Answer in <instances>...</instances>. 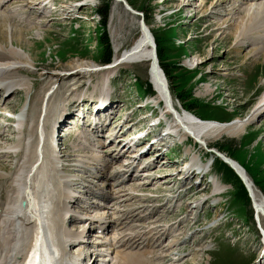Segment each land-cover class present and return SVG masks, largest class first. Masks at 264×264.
<instances>
[{"label":"rangeland","instance_id":"374dc122","mask_svg":"<svg viewBox=\"0 0 264 264\" xmlns=\"http://www.w3.org/2000/svg\"><path fill=\"white\" fill-rule=\"evenodd\" d=\"M125 1L143 16L159 45V59L168 73L173 106H182L204 121L227 125L238 119L245 125L242 133L237 137L209 136L207 146L211 149L195 147L191 140L180 135L175 145L169 147L167 157L161 156L159 163L148 165L149 169L134 168L128 174H124L126 170L120 161L108 162L116 154L111 152L114 144L106 143L99 148L83 146L78 141L80 135L75 133L61 138L62 157L53 158L49 142L55 128H51V123L57 121L54 115L59 111H49L50 106L57 104L61 108L59 105L78 97L99 100L95 87L102 81L106 66H111L115 57L138 38L139 18L127 14L113 0H6L0 4V17L8 20L7 36L15 30L24 33L21 50L31 54L34 66L16 64L15 70H0V83L9 84L8 89H12L4 103L0 98V112H13L15 118L24 115V120L18 122L0 114V186L5 177L12 176L19 155L33 150L30 145L35 137L28 134L32 127L30 116L36 112L34 122H38L40 109H35L34 101L39 89H43L38 126L43 138L42 159H38L32 175L42 172L46 168L43 166L50 162L56 167V171L49 172H53L55 188L47 198H55L56 206L62 198L68 202L72 198L68 208L71 202L76 204L69 214H78V209L83 210L92 199L93 208L86 214L95 219L105 218L107 226L116 224L112 233L98 239L104 244L93 252V258L104 260V264H123L121 259L134 262L137 256L142 257L143 264H264L260 251L264 222L259 224L257 220L254 199L249 198L244 184L232 170L214 158V154L205 153L215 149L236 160L258 195L264 197V107L259 108L258 117L245 123V119L258 113L257 100L264 92V62L260 59L264 23L242 39L230 34L235 25L233 15L240 16L248 8L256 11L264 6V0ZM200 1L206 3L202 10L195 7ZM234 5L233 13L229 14ZM105 8L108 18L103 28L97 11ZM223 21L226 23L220 28ZM103 33L111 46V59L106 65L102 63ZM237 42L240 48L231 51ZM26 43L29 48L31 44V50ZM16 44L11 45L8 38L4 46L8 51L24 54ZM192 56H197V61L187 62ZM81 63L86 68L66 71ZM19 67H25V71L15 73ZM114 70L105 79L107 94L116 101L109 127L116 130L109 136H120L118 139L123 141L125 134L139 131L138 136H143L149 132L142 128L143 124L149 123L146 119L150 116L149 109H155L157 101L155 95L147 92L151 88L146 66L119 65ZM52 74H58L59 80L53 79ZM0 94L5 95V90ZM137 105L146 107L136 108ZM155 112L164 119V111ZM162 122L168 124L165 119ZM184 157L193 158L198 164L201 160L210 178L194 186L198 180L184 176L186 183L182 187L178 181L181 174L175 176L177 170L174 174L170 170ZM214 179L221 189L219 197H213L214 185L209 181ZM195 192L199 194L194 195ZM76 195L80 196L78 200ZM85 226L66 223L62 227L71 234L86 231ZM81 249L69 248L67 253L77 255ZM63 251L58 250V255Z\"/></svg>","mask_w":264,"mask_h":264},{"label":"bare ground","instance_id":"6f19581e","mask_svg":"<svg viewBox=\"0 0 264 264\" xmlns=\"http://www.w3.org/2000/svg\"><path fill=\"white\" fill-rule=\"evenodd\" d=\"M5 1L6 0H0V4L4 3ZM113 1L114 3L120 5V3H118L116 0H113ZM232 2L235 3L239 1L233 0ZM212 4L213 2H211L210 7ZM205 5L206 3H204L203 1H200L198 5L195 7H197L198 9L200 8V10H202V8H204ZM233 7L234 8L229 7L230 8L228 10L230 12L229 14L233 13V11L231 13V10L235 9V5ZM131 9L134 10L133 8ZM124 11L127 14L133 16L126 9H124ZM260 16L263 18H260ZM233 19L235 20V25H234V31L230 33L231 36L232 37L236 36L237 38L240 36L241 39L245 38L246 36H248L250 32L255 31L261 25V23L262 24L264 23V6L259 8L256 11L253 10L252 12L250 11V8H248L244 10L243 14H241L240 16L235 17V14H234ZM225 23H226L225 21L220 23V28L224 27ZM8 25H9L8 20L6 18L0 17V49H1L0 50V70H3L5 68H10L12 70H15V67H13V65H16V64L18 65L22 64L21 66L26 67V64L28 63L34 66L33 65L34 60L31 54L29 52H26L27 53L26 54L24 52L25 50L24 51L21 50V46H23L22 38H24L23 36L24 33L21 30L19 31L15 30L11 32L9 36H7L6 30H7ZM136 26L139 32L138 38L129 46V48L124 50L120 55L116 56L115 59L113 60L114 63L111 64V66L110 65L106 66L107 70L104 73H102L101 78L103 79L102 81L99 82L97 87H95L96 90L98 91V98L106 96L102 98L103 100L107 97L109 98L111 97V95H108L109 93L107 94L108 86H107V83H105V79L107 80L108 76L111 73H113V71H115L114 69H116L117 66L123 65L124 67H130L132 65L138 64V65L146 66L147 74L150 80L148 82L151 84V87L158 92L157 94L159 96H162V97L165 96L164 89H163L164 86L162 84L166 83V87H167V90H168V93L171 99L170 100L171 108H170L169 103L167 102V104L165 105L166 106L165 109L168 110L167 112H172L170 110L171 109L176 110V108L173 106V103H172L173 100L171 98V92L169 91L168 82L166 80V77L163 74V71L161 70L158 64L157 55H156L157 66H155L156 72H154V70L151 69L152 66H151V59H150L153 51H151V47L147 46L148 41L146 40V37L143 34V32L140 30L141 26H139V21H136ZM144 28L148 30V37L154 40L153 36L150 33L149 28L146 26L145 23H144ZM8 38L10 40V44L15 45L17 43L16 45L19 46L18 49L23 51L24 54H18L13 51H8V47L4 46L5 43L6 44L8 43ZM236 44L238 45H235L231 49V51L233 50V52H236L239 45H241L239 42H237ZM28 46H29V43H26V48L31 50L32 49L31 44H30V48ZM260 51L262 52L260 59L263 60L264 62V47ZM197 58H198L197 56H192L191 59H189L187 62L195 63L197 61ZM260 63H258V65H260ZM79 66L71 67V68L69 67L70 69L67 68L66 71L72 72V71H75V68L78 69L79 71L81 68H86L85 66H83L82 63ZM25 67L16 68L15 73L20 72V71H25L24 69ZM52 76H53V79L59 80L58 74H52ZM164 79H165V82H164ZM8 88H9V84L0 85V90L1 91L5 90V95L2 94L0 96V98L3 99V103H4V99L6 98L5 97L6 94L8 95L12 94V89H8ZM39 91L40 92L36 95V98L34 101L36 110L40 109L43 103L44 97L40 96V94L45 93L43 92V89H39ZM157 94L154 93L153 95H155L158 98ZM81 99L82 97L81 98L78 97L75 100H72L71 102L80 101ZM91 100H92L93 105L96 104V102H99V100H97L96 97H93V98L91 97ZM66 103H70V101H66L65 103H63V105H59L61 106V108L60 107L58 108L57 104L50 106L49 111H59L58 113L54 115V118H57V121L51 123L52 129L60 125V122L58 124V121L59 119L63 118L64 114L73 113V112H67L64 106L66 105ZM257 103H258V106L256 108L257 109L256 111H258V113H253L249 118L245 119V123L253 119L254 117H258L260 109L264 107V92L258 98ZM112 105L111 103L108 105V108L110 110H112V108L114 107ZM180 107H181V111L174 113L175 116L173 117L174 120H173L172 127L179 126L180 124L183 125L188 131L193 132V135H195L196 140L199 139L204 143L203 146H205L206 149L210 148L207 146L209 136L219 137L222 134L224 135L227 134L229 136L237 137L242 133V130L245 127L243 123L238 122V119L235 120V122L227 124V125L221 124L218 122L200 120L197 116L192 114V112L184 110L182 106ZM61 111L63 112L60 114ZM39 116H40V110H39ZM36 118H37V113L33 112L32 115L30 116V119L32 121V125H31L32 127L28 132L30 138L35 137L33 144L30 145V148L33 147V150L30 151L29 154L26 153L25 155H22V156L19 155L20 160L18 161L17 165H15V167L13 168L12 176L5 177L4 178L6 179L5 183L0 186V264H24L25 258H27V260L25 261V264H61V260L57 259V257L61 254L60 253L58 255V250L59 251L64 250L62 252L63 254L61 255L65 256L64 260H67L68 264H83L81 262L82 251L79 252L75 256L72 254L70 255L66 252V247H67L65 244L66 239L60 236L61 230L58 229L60 226H58L57 228L58 218L61 216L62 211L59 212L60 216L59 214L53 215V210L57 207L56 204H54L56 203L55 198L53 197L48 198L49 202H46L43 200V198L45 197L47 198L49 196L50 192H54V189L52 190L49 189V186L52 185L53 183L52 181L53 172L49 173L51 170L53 171V168H52L53 164L48 162L45 166H43V168L44 167L46 168H44L42 172L40 170L39 173H37L34 177L32 175L36 168V164H37L35 162L37 161V159L42 157V152L37 150L38 149L37 146L40 142L37 139L38 137L37 128H36L37 123L34 122ZM150 133L151 135H154L153 131H150ZM81 135L85 139V141H89L91 139V135L89 133L83 132ZM91 144L89 146L94 147L93 143ZM216 152L219 153L220 156L224 160L228 161L229 163L233 165V168H231L227 163H225V165L230 170H232L235 174H236V171L239 172L243 177L247 179L252 189L251 194H252V198L254 199L257 220L259 224L262 221L264 222V197H260L258 195L257 188L252 184V181L249 179L246 171L240 166V164L236 160L230 158L225 153L222 154L220 151L218 152V150H216ZM115 161H118V160L115 159ZM190 162L195 163V164L199 163V162L196 163V160L193 158H190ZM50 164H51L50 168H47L49 167ZM103 168L105 169V166ZM175 169L176 168L170 170V173H174L176 171ZM126 172L124 174H128L129 169H126ZM178 173L179 171H177V174ZM181 179L183 180V178ZM30 180H32V188L30 186V183H31ZM213 185H214L213 192L215 194L220 193L219 192L221 191L220 186L217 185V182L215 181V179L213 180ZM188 189H191V188H188ZM198 194L199 193L197 192L194 193V195H198ZM21 199H26L27 207L21 206V203H20ZM76 215L78 216V214ZM86 217L88 216L86 215ZM85 233L86 231L80 230V232L78 233L73 232L72 234H68L67 237L69 238L71 237L77 240L83 237ZM127 241H128V238H127ZM96 243L99 244L100 242L97 241ZM70 245H72V243H68V246ZM166 257H169V256L166 255ZM140 259H142L141 256H137L134 259L135 260L134 262L126 261V259H121V260L119 259V260L123 262V264H143L142 260ZM171 260H173V258H171ZM97 263L104 264L105 261L98 260ZM91 264H92V259H91Z\"/></svg>","mask_w":264,"mask_h":264},{"label":"water","instance_id":"95a60500","mask_svg":"<svg viewBox=\"0 0 264 264\" xmlns=\"http://www.w3.org/2000/svg\"><path fill=\"white\" fill-rule=\"evenodd\" d=\"M118 3H120L121 5H122V7L124 8V9H126L128 12H130L134 17L136 16V17H138L139 18V26H141L140 27V30L143 32V34L145 35V37H146V40L148 41L147 43V46L148 47H151V51H153L152 52V55H151V57H150V59H151V66H152V68L151 69H153L154 70V72H156V70H155V66H157V61H156V45H155V43H154V40H152V39H150L149 37H148V30H146L145 28H144V19H143V16L140 14V13H138V12H136L135 10H132L131 9V7L128 5V3L125 1V0H116ZM163 85V84H162ZM164 86V85H163ZM164 92H165V94H166V91H165V86H164ZM220 158L225 162V163H227L231 168H233V165L231 164V163H229L228 161H226V160H224L221 156H220ZM236 171V170H235ZM236 175L239 177V179L242 181V183L244 184V186L246 187V189L248 190V192H249V196H250V198H251V200H252V194H251V192H252V189H251V185L248 183V181H247V179L245 178V177H243L239 172H237L236 171Z\"/></svg>","mask_w":264,"mask_h":264},{"label":"trees","instance_id":"16d2710c","mask_svg":"<svg viewBox=\"0 0 264 264\" xmlns=\"http://www.w3.org/2000/svg\"><path fill=\"white\" fill-rule=\"evenodd\" d=\"M98 14L101 16V24H102V27L105 28L106 27V24H107V18H108V9L105 8V9H100L97 11ZM102 45H103V51H104V57L102 59V63L104 65L108 64L110 62V59H111V46L109 44V40L107 38V35L105 33H103V36H102ZM155 41V40H154ZM156 43V42H155ZM159 45L156 43V52H157V57H158V61H159V66L161 68V70L163 71L165 77H166V80L168 82V73L166 72L165 70V65L160 61L159 59V54H160V49L158 47ZM149 85V84H148ZM147 92L149 94H152L151 90L148 88ZM225 165V164H224ZM226 166V165H225ZM230 170V169H229Z\"/></svg>","mask_w":264,"mask_h":264}]
</instances>
